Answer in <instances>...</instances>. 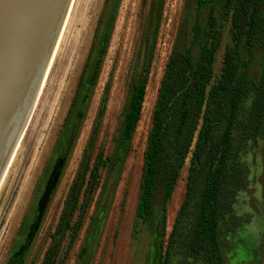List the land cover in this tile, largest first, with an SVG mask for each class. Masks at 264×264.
I'll list each match as a JSON object with an SVG mask.
<instances>
[{
  "label": "trees",
  "instance_id": "obj_1",
  "mask_svg": "<svg viewBox=\"0 0 264 264\" xmlns=\"http://www.w3.org/2000/svg\"><path fill=\"white\" fill-rule=\"evenodd\" d=\"M162 2L150 0L145 30L140 34L130 67L113 150L104 157L99 151L91 159L94 127L67 187L56 226L48 235L50 242L41 264L64 260L81 227L91 193L99 183L100 168H104V175L94 212L103 215L110 206L141 118ZM195 3L197 11L206 7L208 12L203 24L193 20L187 42L180 39L182 33H177L165 61L141 154L131 221V236H135L139 221L161 248L167 204L188 159L183 199L174 215L163 254L158 255L161 264H172L173 259L180 264H226V236L245 221L235 213L233 205L237 193L246 185L241 156L248 143H260L264 171V0H195ZM117 5L118 0H113L99 32L97 29L94 32L63 118L55 144V151L62 156L60 168L71 153L85 116ZM187 16L185 8L179 31L185 28L183 20ZM227 20L231 45L224 48L218 78L211 82L220 29ZM195 47L197 53L193 55ZM104 101L105 96L99 114ZM33 227L34 223L23 244L5 264H23ZM83 252L81 248L78 255Z\"/></svg>",
  "mask_w": 264,
  "mask_h": 264
},
{
  "label": "rangeland",
  "instance_id": "obj_2",
  "mask_svg": "<svg viewBox=\"0 0 264 264\" xmlns=\"http://www.w3.org/2000/svg\"><path fill=\"white\" fill-rule=\"evenodd\" d=\"M112 1H76L42 104L35 109L28 138L21 143L11 175L0 187V264H5L23 244L32 223L31 242L23 264H41L50 242L48 235L56 226L67 187L94 127L96 135L91 159L99 151L104 157L113 150L127 96L130 67L140 34L145 30L150 0H118L108 44L85 116L71 153L61 168L62 156L55 151L63 118L74 96L94 32L101 28V21ZM185 8L188 10L187 20H183L185 28L179 31ZM207 12L206 7L197 11L195 0H186V5L185 0H163L148 75L145 109L133 133L134 137L132 135L130 151L124 160L110 206L103 215L94 212L104 175V168H100L99 183L91 193L77 236L64 260H57L53 264H161L158 255L159 252L163 254L174 215L183 199L188 159L167 204L165 234L158 249L147 227L139 221L135 236L130 235L141 154L158 82L177 33H182L180 39L187 42L192 33L193 20L197 19L203 24ZM228 45H231V38L227 20L223 21L220 29L211 82L218 78L221 57ZM192 52L195 55L197 48H193ZM103 96L104 107L99 114ZM241 157L246 169V185L237 193L233 207L235 213L245 221L226 236V264H264V171L260 143H248ZM52 173L55 176L50 179ZM49 183L47 198L40 205ZM81 248H84V252L79 256ZM62 249L63 245L60 252ZM172 264L180 262L173 259Z\"/></svg>",
  "mask_w": 264,
  "mask_h": 264
},
{
  "label": "water",
  "instance_id": "obj_3",
  "mask_svg": "<svg viewBox=\"0 0 264 264\" xmlns=\"http://www.w3.org/2000/svg\"><path fill=\"white\" fill-rule=\"evenodd\" d=\"M76 1L0 0V187L42 104Z\"/></svg>",
  "mask_w": 264,
  "mask_h": 264
},
{
  "label": "bare ground",
  "instance_id": "obj_4",
  "mask_svg": "<svg viewBox=\"0 0 264 264\" xmlns=\"http://www.w3.org/2000/svg\"><path fill=\"white\" fill-rule=\"evenodd\" d=\"M58 56H59V54H58ZM58 58V57H57ZM147 97V94H146V96H145V98ZM144 109H145V101H144V105H143V109H142V111H144Z\"/></svg>",
  "mask_w": 264,
  "mask_h": 264
}]
</instances>
